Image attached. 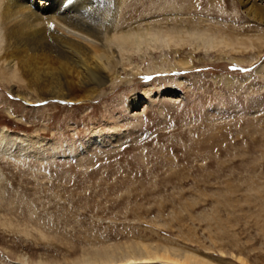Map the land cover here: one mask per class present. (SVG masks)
Listing matches in <instances>:
<instances>
[{
    "label": "rangeland",
    "instance_id": "obj_1",
    "mask_svg": "<svg viewBox=\"0 0 264 264\" xmlns=\"http://www.w3.org/2000/svg\"><path fill=\"white\" fill-rule=\"evenodd\" d=\"M112 1L122 27L219 45L135 49L85 103L0 83V264H171L130 259L143 245L264 264V24L239 0Z\"/></svg>",
    "mask_w": 264,
    "mask_h": 264
},
{
    "label": "bare ground",
    "instance_id": "obj_2",
    "mask_svg": "<svg viewBox=\"0 0 264 264\" xmlns=\"http://www.w3.org/2000/svg\"><path fill=\"white\" fill-rule=\"evenodd\" d=\"M110 1L0 0V83L8 84L11 93L27 104L33 103L34 97L37 102L85 103L95 99L110 81L122 77L126 56L135 49L152 45L154 49L172 48L180 43L199 48L200 42L214 48L219 42L205 30L194 32L184 26L163 30L165 27L153 26V20L122 27V6ZM239 1L246 15L264 24V0ZM20 87L27 92H21ZM133 100L131 108L136 111L140 104ZM0 133H5L0 135V145L16 141L5 130ZM170 251L143 245L132 249L130 259L212 264L196 254ZM101 259L110 264L108 256Z\"/></svg>",
    "mask_w": 264,
    "mask_h": 264
}]
</instances>
